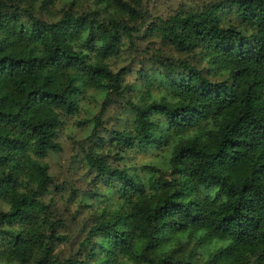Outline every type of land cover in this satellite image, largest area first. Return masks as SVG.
<instances>
[{"label":"trees","instance_id":"obj_1","mask_svg":"<svg viewBox=\"0 0 264 264\" xmlns=\"http://www.w3.org/2000/svg\"><path fill=\"white\" fill-rule=\"evenodd\" d=\"M56 1L0 0V264H264V0L152 22L146 30L185 58L138 69L146 89L131 97L124 67L109 62L138 34L122 17L140 14L142 0H92L78 14L85 0H62L58 17L36 15ZM88 90L102 94L100 112L123 99L130 127L114 139L165 148L166 167L146 165L140 178L84 153L97 177L116 181L115 202L61 257L54 247L69 236L45 201L44 159Z\"/></svg>","mask_w":264,"mask_h":264},{"label":"rangeland","instance_id":"obj_2","mask_svg":"<svg viewBox=\"0 0 264 264\" xmlns=\"http://www.w3.org/2000/svg\"><path fill=\"white\" fill-rule=\"evenodd\" d=\"M220 1L223 0H142L140 14L122 17L129 26L140 29L132 38L130 49L128 39L124 37L125 44L119 60L110 61L109 64L113 70L124 67L121 69L124 70V80L128 85L126 91L130 97L146 89L145 80L137 75L138 69H152L150 67L156 60L167 64L185 58V54L168 47L154 34L155 31H147L146 28L158 19L164 20L178 13L194 11L204 4ZM54 5L50 12L37 7L36 15L45 20L58 17L63 1L58 0ZM94 8L92 0H85L77 2L72 11L78 14ZM160 76L154 75L155 78ZM150 92L154 96L159 95L155 84ZM101 100L102 94L97 91L88 90L83 93L77 112L61 117L56 138L59 151L44 159L53 181L45 201L52 199L53 210L65 222L63 233L69 236L68 242L54 247L53 252L61 257L69 256L77 248L83 235L81 228L92 222L93 215L102 209H111L115 202L116 181L107 175L97 177L94 168L85 163L84 153L101 158L107 165L136 173L140 178L147 177V170L144 169L146 165L158 169L166 167L165 148L141 152L114 139L115 131L130 127L131 113L124 100L117 98H113L100 112ZM84 119H88V123L78 124ZM96 119L99 121L98 126L94 124ZM54 185L58 186L57 190H53ZM205 249L200 248L202 252Z\"/></svg>","mask_w":264,"mask_h":264}]
</instances>
